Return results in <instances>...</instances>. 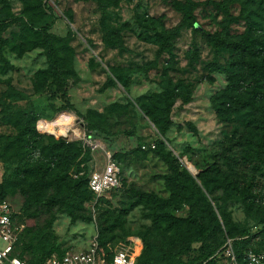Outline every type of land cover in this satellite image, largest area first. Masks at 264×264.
Returning a JSON list of instances; mask_svg holds the SVG:
<instances>
[{
	"label": "rangeland",
	"instance_id": "obj_1",
	"mask_svg": "<svg viewBox=\"0 0 264 264\" xmlns=\"http://www.w3.org/2000/svg\"><path fill=\"white\" fill-rule=\"evenodd\" d=\"M168 1L0 0V183L20 163L11 142L15 111L35 115L42 142L56 138L83 147L68 174L75 182L83 177L78 195L63 205H34L20 213L19 250L27 264L46 256L52 245L56 252L88 249L104 221L114 230L101 252L110 254L131 238L144 256L135 264H194L203 250L215 252L222 244L225 228L206 243L167 228L166 213L185 217L189 207L172 195L165 178L171 169L157 142L180 159L196 184L198 172L215 162L223 145L235 141L238 155L255 153L259 132L242 128L236 102L221 109L218 97L238 80L241 64L264 65V0H175L192 22ZM48 33L56 37L58 78L50 74L42 45ZM244 45L251 51L244 52L247 57ZM98 133L117 150L123 179L100 197L91 218L94 206H85L83 179L101 171L106 152H112ZM245 163L258 180L247 182L253 183L250 191L260 198L228 200L217 189L214 199L227 205L235 234L255 231L264 221V163ZM6 198L20 210L19 192ZM261 241L258 236L250 243ZM25 243L31 248L23 249Z\"/></svg>",
	"mask_w": 264,
	"mask_h": 264
},
{
	"label": "trees",
	"instance_id": "obj_2",
	"mask_svg": "<svg viewBox=\"0 0 264 264\" xmlns=\"http://www.w3.org/2000/svg\"><path fill=\"white\" fill-rule=\"evenodd\" d=\"M168 2L176 11L183 15L184 20L188 22L193 21L190 12L182 7L179 1L169 0ZM209 37L213 38V35H209ZM55 40V35L48 33L46 34V38L42 41V45L50 64V74L58 78L59 66L56 56L57 49ZM243 48L244 49L241 51L244 57H247L248 54H244V52L250 54L251 51H248L245 45ZM260 66L263 67L258 68L257 64L252 63L243 69V65L241 64L239 66L241 70L239 72V81L236 80L234 84L228 86L229 90L223 92V98H221V96L218 97L220 98L218 105L221 109L223 103H233V101H235L237 105L236 110L239 112V117L242 122V128L249 129L253 134L257 133V131L259 132L254 154L253 150H247L246 152L248 153L246 157L238 155L237 153H239V151H237L236 148L238 146H235V141L223 145L222 151L215 157V162L210 164L206 163L204 168L198 172L196 177L200 180V184H196L192 175L188 172L180 159L170 156L169 152H164L162 150L163 141L160 140L157 142L158 147H161L157 149L160 156L169 164L171 169V173L166 175L165 178L171 188L172 195L180 203H184L189 207V213L185 217H175L166 213L165 219H168L167 228L176 229L181 232V234L186 235L188 240L201 239L205 243L209 241L211 236L214 237L213 240H215V235L222 232L225 228V236L222 244L215 247V252L214 250L205 252L203 250L202 258L194 264H223L225 260L229 261L222 253L227 239L231 241L238 264H246L242 258L246 248L250 247L258 250L264 247V241L258 244L254 243L253 245L250 243L252 238L256 239L258 236L261 240L264 238V221L257 224L258 227L255 231L241 229L235 234L233 233L235 225L232 222L230 212L226 209L227 205L223 206L214 201V199L217 198V189H220L221 194L228 200L233 196H241V198L246 201L251 199L252 202L260 198L258 193L253 195V192L251 193L250 191L253 187V183H247L248 181H250V183L255 182V171L248 172L245 170L248 168V165H246V163L244 165L241 164V161L246 162L255 158L261 163H264V65ZM234 87L239 88V91L235 92ZM139 106L147 115L151 116L152 112L144 107V104H140ZM10 117V122L17 130L16 134L11 137V142L19 153L18 160H20V163H17L14 171L1 181L0 199H7L6 195L8 192L14 193L17 191L22 195L23 202L20 210L15 209L9 201L15 219L20 222V213L24 209L26 210L34 205H45L49 207L56 204L63 205L67 200L75 198L78 195L80 191V184L78 183L80 181L78 180H82L83 177L75 182L69 178L68 174L71 164L74 163L77 157L82 153L83 147L80 143L66 142L56 138H49L46 143L42 142V136L34 129L35 115L30 112L15 111L10 114ZM92 128L91 130L94 132L99 130L95 125H92ZM106 132L107 131H105L106 135L109 134ZM161 133H163V130H161ZM98 134L104 138L106 145L109 146L108 149L112 151V156L120 169L121 164L116 158L117 150L115 147H112V144L108 145L106 137H104L102 133ZM253 134L251 137H253ZM179 157H182V154ZM249 167L251 168V166ZM119 174L122 183L123 177L120 171ZM247 178H249V180H247ZM88 179L89 175L87 178L83 179L88 192L85 206L87 207L89 204L94 206L92 210L87 208L92 218L91 213L94 212L96 206L99 204L101 196L95 199L94 194L88 188ZM256 181L258 182V180ZM62 191H65L64 194H61ZM209 197L215 202V208L210 203ZM104 222L105 223L101 226L100 237L96 232V240L100 252V247L104 246L109 240L106 239V235L111 234L114 230L113 225H108V222ZM21 234L22 232L19 235L14 253L23 259V256L20 254L21 251L19 250ZM30 248V243H25L23 245V249L25 250ZM67 249L69 248L56 252L54 251L57 250L56 247L52 245L46 251L47 255L35 261L34 264H41L42 261L53 252L63 254ZM145 252L146 250L143 253ZM104 254L107 257L110 255ZM140 255L135 258L134 264L136 260L139 261L144 258V256L142 257ZM35 256L36 255L33 254V257Z\"/></svg>",
	"mask_w": 264,
	"mask_h": 264
},
{
	"label": "built area",
	"instance_id": "obj_3",
	"mask_svg": "<svg viewBox=\"0 0 264 264\" xmlns=\"http://www.w3.org/2000/svg\"><path fill=\"white\" fill-rule=\"evenodd\" d=\"M119 186H121V177L118 164L112 152H106L104 168L89 175L88 188L97 199L109 189ZM23 229V223L18 222L13 215L9 200L0 199V264H27L14 253ZM222 253L231 264H238L230 239H227ZM138 254L136 240L130 238L128 242L114 247L107 257L98 250L95 235L88 249L69 248L63 254L53 252L41 264H134ZM242 258L246 264H264V247L258 250L248 247L244 250Z\"/></svg>",
	"mask_w": 264,
	"mask_h": 264
}]
</instances>
